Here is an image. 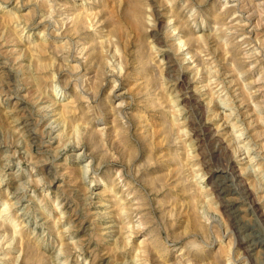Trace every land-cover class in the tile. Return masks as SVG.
I'll list each match as a JSON object with an SVG mask.
<instances>
[{"label": "rangeland", "instance_id": "obj_1", "mask_svg": "<svg viewBox=\"0 0 264 264\" xmlns=\"http://www.w3.org/2000/svg\"><path fill=\"white\" fill-rule=\"evenodd\" d=\"M0 264H264V0H0Z\"/></svg>", "mask_w": 264, "mask_h": 264}, {"label": "bare ground", "instance_id": "obj_2", "mask_svg": "<svg viewBox=\"0 0 264 264\" xmlns=\"http://www.w3.org/2000/svg\"><path fill=\"white\" fill-rule=\"evenodd\" d=\"M225 116V115H224ZM243 149V148H242ZM244 152V151H243ZM242 152V153H243ZM246 152V151H245ZM245 156V155H244ZM253 158V157H252ZM250 162V161H249ZM234 168V167H233ZM252 170V169H251ZM224 171V170H223ZM215 175V174H214ZM236 175V174H235ZM234 177V173L233 172H226L224 175H222V176H217L216 178H217V186H218V191H219V195H220V197L222 198V199H224V198H226V201H229V202H231V203H233L234 202V200L232 199V198H230V197H228L229 196V193L227 192V190H225V184L228 182V180L230 181V180H232V178ZM237 180V179H236ZM242 180V179H241ZM243 181V180H242ZM97 186V185H96ZM238 188V187H237ZM216 189V188H215ZM229 191V190H228ZM246 195V194H245ZM237 198V197H236ZM240 198V197H239ZM251 198V197H250ZM6 204V203H5ZM231 207V206H230ZM4 208V207H3ZM247 209V208H246ZM241 210V209H240ZM240 210H234L233 211V213H235V215H236V213H238V212H240ZM232 211V210H231ZM249 211V210H248ZM260 212V211H259ZM251 214V213H250ZM258 214V213H257ZM240 218V217H239ZM245 220V219H244ZM242 222V221H241ZM236 223V222H235ZM242 224V223H241ZM246 227V226H245ZM245 227H243V228H245ZM237 231V230H236ZM253 234V233H252ZM250 235V234H249ZM250 236H252V235H250ZM249 236V237H250ZM252 241V240H251ZM250 241V242H251ZM253 242H256V240L255 241H253ZM259 243V242H258ZM252 244V243H251ZM254 246L255 245H251V247H253L254 248ZM253 248H251V250L253 249ZM257 248V247H256ZM257 251V250H256ZM250 253V252H249Z\"/></svg>", "mask_w": 264, "mask_h": 264}]
</instances>
